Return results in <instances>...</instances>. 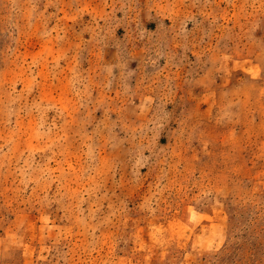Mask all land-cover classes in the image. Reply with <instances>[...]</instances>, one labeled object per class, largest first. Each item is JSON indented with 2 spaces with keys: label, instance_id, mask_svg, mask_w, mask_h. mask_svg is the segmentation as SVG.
Instances as JSON below:
<instances>
[{
  "label": "rangeland",
  "instance_id": "1",
  "mask_svg": "<svg viewBox=\"0 0 264 264\" xmlns=\"http://www.w3.org/2000/svg\"><path fill=\"white\" fill-rule=\"evenodd\" d=\"M0 264H264V0H0Z\"/></svg>",
  "mask_w": 264,
  "mask_h": 264
}]
</instances>
